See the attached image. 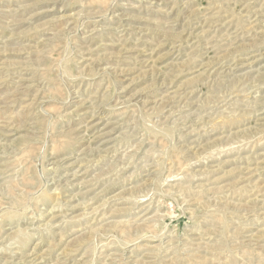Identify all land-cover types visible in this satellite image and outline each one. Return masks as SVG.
Returning <instances> with one entry per match:
<instances>
[{"label":"rangeland","instance_id":"1","mask_svg":"<svg viewBox=\"0 0 264 264\" xmlns=\"http://www.w3.org/2000/svg\"><path fill=\"white\" fill-rule=\"evenodd\" d=\"M0 264H264V0H0Z\"/></svg>","mask_w":264,"mask_h":264}]
</instances>
